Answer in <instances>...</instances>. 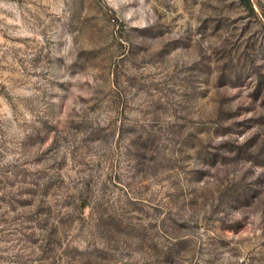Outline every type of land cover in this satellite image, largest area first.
<instances>
[{
	"label": "rangeland",
	"instance_id": "obj_1",
	"mask_svg": "<svg viewBox=\"0 0 264 264\" xmlns=\"http://www.w3.org/2000/svg\"><path fill=\"white\" fill-rule=\"evenodd\" d=\"M0 264H264V0H0Z\"/></svg>",
	"mask_w": 264,
	"mask_h": 264
},
{
	"label": "trees",
	"instance_id": "obj_2",
	"mask_svg": "<svg viewBox=\"0 0 264 264\" xmlns=\"http://www.w3.org/2000/svg\"><path fill=\"white\" fill-rule=\"evenodd\" d=\"M243 1H245V2H249V3L251 2V0H243Z\"/></svg>",
	"mask_w": 264,
	"mask_h": 264
}]
</instances>
